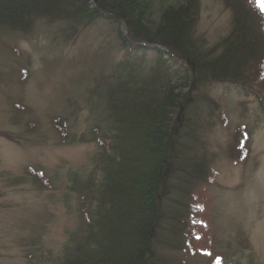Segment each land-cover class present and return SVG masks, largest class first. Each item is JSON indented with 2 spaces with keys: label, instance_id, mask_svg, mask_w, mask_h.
Segmentation results:
<instances>
[{
  "label": "rangeland",
  "instance_id": "rangeland-1",
  "mask_svg": "<svg viewBox=\"0 0 264 264\" xmlns=\"http://www.w3.org/2000/svg\"><path fill=\"white\" fill-rule=\"evenodd\" d=\"M197 1L188 36L210 49L233 28L231 5L243 2ZM257 2L264 13V0ZM82 25L65 30L40 21L30 32L0 31V264H65L84 214L97 207L105 172L98 169L95 127L102 130L104 123L96 114L98 93L92 105L88 100L103 78L114 81L125 53L114 24ZM155 59L154 53L145 57L146 71ZM262 82L246 92L227 83L202 91L219 110L203 104L207 120L197 136L196 151L212 168L206 183L188 185L189 226L175 238L161 232L164 264H264ZM239 139L241 146L245 140L240 156Z\"/></svg>",
  "mask_w": 264,
  "mask_h": 264
},
{
  "label": "trees",
  "instance_id": "trees-1",
  "mask_svg": "<svg viewBox=\"0 0 264 264\" xmlns=\"http://www.w3.org/2000/svg\"><path fill=\"white\" fill-rule=\"evenodd\" d=\"M245 1L231 5L230 33L202 49L188 36L197 0L167 6L147 0H0V31L26 33L40 21L69 30L104 20L117 26L125 53L114 81L103 78L88 100L92 105L98 93L96 114L99 125L104 123L102 130L95 127L101 135L98 169L105 173L97 207L84 214V229L73 240L65 264L167 260L159 256L161 232L168 229L175 238L189 226L188 185L190 180L206 183L212 168V161L196 151L197 136L207 120L203 104L219 110L202 91L227 83L246 92L264 78V13L257 0ZM153 53L155 62L146 71L145 57ZM59 121L54 120L56 130ZM174 193L184 200L175 202Z\"/></svg>",
  "mask_w": 264,
  "mask_h": 264
}]
</instances>
